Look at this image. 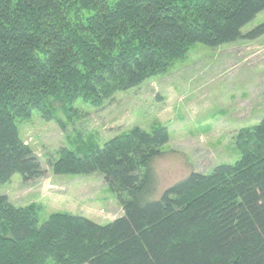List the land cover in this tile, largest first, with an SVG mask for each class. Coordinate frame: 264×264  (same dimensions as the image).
<instances>
[{
	"label": "trees",
	"instance_id": "1",
	"mask_svg": "<svg viewBox=\"0 0 264 264\" xmlns=\"http://www.w3.org/2000/svg\"><path fill=\"white\" fill-rule=\"evenodd\" d=\"M264 0H0V186L45 177L18 123L102 107L164 74L191 47L264 35L242 30ZM167 128H140L82 156L61 149L56 175L101 173L124 216L107 226L0 197V264H264V119L235 137L240 159L192 173L151 200Z\"/></svg>",
	"mask_w": 264,
	"mask_h": 264
},
{
	"label": "rangeland",
	"instance_id": "2",
	"mask_svg": "<svg viewBox=\"0 0 264 264\" xmlns=\"http://www.w3.org/2000/svg\"><path fill=\"white\" fill-rule=\"evenodd\" d=\"M263 25L264 12L242 34ZM56 109L54 121L34 112L30 120L18 123L45 177L27 182L17 174L0 186V197L16 208L35 207L39 228L55 214L107 226L124 211L104 176L56 175L50 163L59 158L58 152L67 149L82 156L89 142L103 147L136 128L148 133L167 128L170 141L152 165L153 201L192 173L210 174L217 166L236 164V135L264 119V35L219 48L194 45L166 73L117 93L100 108L79 101L69 113Z\"/></svg>",
	"mask_w": 264,
	"mask_h": 264
}]
</instances>
